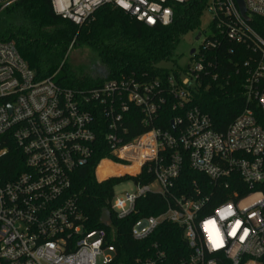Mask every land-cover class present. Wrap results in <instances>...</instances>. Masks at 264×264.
<instances>
[{
	"label": "built area",
	"instance_id": "obj_1",
	"mask_svg": "<svg viewBox=\"0 0 264 264\" xmlns=\"http://www.w3.org/2000/svg\"><path fill=\"white\" fill-rule=\"evenodd\" d=\"M17 1L0 0V9ZM189 1L50 3L78 26L111 4L156 27L171 25L173 5ZM238 4L208 0L212 34L184 70L176 68L179 79L173 71L165 83L133 73L87 88L38 80L15 43L0 40V264H128L113 216L136 215L148 195L166 206L132 224L131 237L144 244L134 264H264V190L257 188L264 185V0H244L247 17ZM226 41L246 70L244 107L219 130L193 101L204 79L206 89L221 80ZM168 98L179 113L169 129L158 124ZM101 152L108 155L96 165L99 179L128 178L135 189L114 191L111 224L91 228L70 192L75 172ZM104 163L110 170L100 176ZM186 166L201 176L183 189ZM165 223L181 229L184 248L160 241Z\"/></svg>",
	"mask_w": 264,
	"mask_h": 264
},
{
	"label": "trees",
	"instance_id": "obj_2",
	"mask_svg": "<svg viewBox=\"0 0 264 264\" xmlns=\"http://www.w3.org/2000/svg\"><path fill=\"white\" fill-rule=\"evenodd\" d=\"M208 0H191L185 4L173 5V21L169 26L149 27L137 22L128 13L111 5L100 7L83 25L78 26L57 15L50 0H18L6 8L5 13L17 15L21 21L17 26H6L0 16V40L13 41L28 66L34 71L38 80L53 78L61 85L71 88H87L100 84L105 79L119 78L122 75L136 74L146 80L161 79L164 83L176 69H168L160 64L171 61L181 36L200 28V18ZM19 21V22H20ZM86 44L106 65L109 73L106 78L88 80L71 71L66 62L71 44ZM220 50L221 80L212 82L206 89L208 79L203 80L202 87L195 93L193 103L210 114L216 128L226 127L242 112L244 107V81L246 70L239 62V56L229 55L228 46H235L226 41ZM213 54V53H212ZM235 64H234V63ZM227 81L229 83L227 84ZM168 97V96H167ZM173 98L162 109L158 124L169 129L171 120L179 113L172 110ZM131 127V123H128ZM144 129L134 131L133 134ZM108 155L97 153L89 166L75 172L70 195L77 198L81 214L91 228L104 226L101 223L102 211L111 208L110 200L114 186L120 178L98 181L96 165ZM110 170L102 164L100 176ZM186 166L178 179L181 188L192 184L193 179L200 178ZM143 182L151 178L141 177ZM264 190V185L257 187ZM166 202L159 195H148L137 203L138 213L124 220L113 216V224L118 237V246L123 250L121 259L134 264V259L142 251L144 244L135 241L130 235L134 221L143 215L157 214L164 210ZM165 235L160 241L171 250L184 248L181 229L165 223Z\"/></svg>",
	"mask_w": 264,
	"mask_h": 264
},
{
	"label": "rangeland",
	"instance_id": "obj_3",
	"mask_svg": "<svg viewBox=\"0 0 264 264\" xmlns=\"http://www.w3.org/2000/svg\"><path fill=\"white\" fill-rule=\"evenodd\" d=\"M7 8V7H6ZM6 8L0 9V16L5 19L6 26H17L21 23L19 16L10 15V13H5ZM20 21V22H19ZM200 28L194 31H190L184 36H181L180 41L175 50L174 56L171 61L162 62L160 65L168 69H176L178 67H186L192 62L191 50H199L202 41L205 37L212 34L211 21L212 14L205 9L203 15L200 18ZM202 33L200 39L196 40L199 33ZM66 62L67 66L70 67L71 71L75 74L85 77L88 80H96L98 78H106L108 76V69L98 55L86 44H76L70 46L68 50L67 57L63 61ZM98 181L101 180L96 174ZM105 181V180H102ZM135 189V184L130 179H123L114 188L116 194L124 193L125 191H132Z\"/></svg>",
	"mask_w": 264,
	"mask_h": 264
},
{
	"label": "water",
	"instance_id": "obj_4",
	"mask_svg": "<svg viewBox=\"0 0 264 264\" xmlns=\"http://www.w3.org/2000/svg\"><path fill=\"white\" fill-rule=\"evenodd\" d=\"M237 3H239V7L241 9V12L243 13V15L245 17H247V14H246V7H245V4H244V0H236ZM200 33L198 34L196 40L199 39L200 37ZM196 49H192L190 54L193 55L195 53ZM111 221H112V215H111V212L109 211V209L105 208L103 209L102 211V215H101V223L105 226H109L111 224Z\"/></svg>",
	"mask_w": 264,
	"mask_h": 264
}]
</instances>
